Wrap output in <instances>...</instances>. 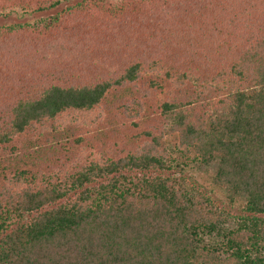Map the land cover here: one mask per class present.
Listing matches in <instances>:
<instances>
[{
  "label": "trees",
  "instance_id": "obj_1",
  "mask_svg": "<svg viewBox=\"0 0 264 264\" xmlns=\"http://www.w3.org/2000/svg\"><path fill=\"white\" fill-rule=\"evenodd\" d=\"M63 1L0 0V264H264V0Z\"/></svg>",
  "mask_w": 264,
  "mask_h": 264
},
{
  "label": "rangeland",
  "instance_id": "obj_2",
  "mask_svg": "<svg viewBox=\"0 0 264 264\" xmlns=\"http://www.w3.org/2000/svg\"><path fill=\"white\" fill-rule=\"evenodd\" d=\"M80 0H64L61 6L74 4ZM112 3H120L123 0H109ZM37 14H23L15 11H5L0 13V25L15 24V23H29L35 18L39 17ZM101 127L105 126L103 123ZM212 166L203 168H193L187 171V175L196 181L202 190L210 193L212 197L223 207L228 208L232 213H238L242 210L245 204L243 197H232L230 192L224 188L218 187L213 182Z\"/></svg>",
  "mask_w": 264,
  "mask_h": 264
}]
</instances>
